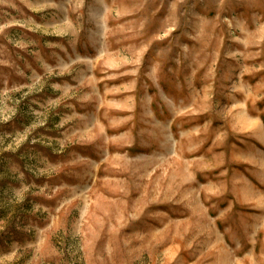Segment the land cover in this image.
Wrapping results in <instances>:
<instances>
[{"label":"rangeland","instance_id":"374dc122","mask_svg":"<svg viewBox=\"0 0 264 264\" xmlns=\"http://www.w3.org/2000/svg\"><path fill=\"white\" fill-rule=\"evenodd\" d=\"M0 264H264V0H0Z\"/></svg>","mask_w":264,"mask_h":264}]
</instances>
